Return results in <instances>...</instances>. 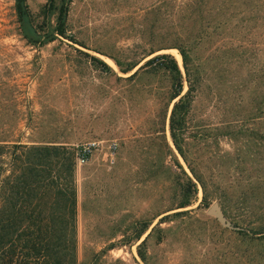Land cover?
<instances>
[{"label":"trees","instance_id":"trees-1","mask_svg":"<svg viewBox=\"0 0 264 264\" xmlns=\"http://www.w3.org/2000/svg\"><path fill=\"white\" fill-rule=\"evenodd\" d=\"M72 1L46 0L33 10L28 0H14L19 34L34 47L59 38L84 46L69 32ZM148 13L145 21L150 27L140 30L144 45L135 44L131 58L105 51L119 72L130 73L128 80L160 74L168 82L164 106L156 114L154 131L159 142L151 172L170 185L171 203L152 219L137 222L132 240L139 241L158 218L137 244L138 257L151 264L148 238L155 234L161 241L171 228L162 227L163 222L189 214V209H177L190 206L199 187L202 207L218 200L224 214L233 217L231 231L238 235V242L264 239V0H161ZM172 16L177 21L168 25ZM171 48L178 50L183 69L173 54L161 52ZM85 54L94 65L116 73L106 61ZM233 68H237L235 73ZM207 79L214 85L217 107L229 111L230 120L210 123L192 117ZM184 83L187 89L182 93ZM168 110L173 147L166 138ZM10 132L0 126V264H79L75 171L80 144L23 141ZM210 137L215 143L221 137L234 141L236 151L216 156L230 162L227 169L205 173L202 168L207 160L201 159V152ZM165 154L172 164L159 159ZM166 212L170 213L161 216ZM114 246L110 244L108 250Z\"/></svg>","mask_w":264,"mask_h":264},{"label":"rangeland","instance_id":"rangeland-1","mask_svg":"<svg viewBox=\"0 0 264 264\" xmlns=\"http://www.w3.org/2000/svg\"><path fill=\"white\" fill-rule=\"evenodd\" d=\"M45 1L28 0V3L37 10ZM160 1L73 0L68 15L69 32L84 46L59 38L34 47L19 34L14 0H0V126L23 141L42 139L67 145L99 142L86 162L77 163L75 171L79 264H144L136 246L158 218L139 241L132 240L137 222L152 219L158 210H165L171 203L170 185L151 172L159 142L154 131L156 114L166 100L167 79L160 74H142L128 80L130 73L119 72L105 55L106 51L131 58L135 44H142L140 30L150 27L145 21L150 15L147 12ZM176 21L172 16L167 24ZM83 52L106 61L116 73L94 65ZM161 52L173 54L181 66L177 49ZM232 70L235 73L237 68ZM205 84L206 91L198 94L194 104V120L210 123L230 120V112L217 107L214 85L208 79ZM186 89L184 83L182 93ZM235 107L236 104L232 106ZM169 112L166 138L173 147L168 129ZM195 131L193 127V134ZM114 143L116 148L110 149ZM208 144L201 152V159L207 160L202 170L210 173L227 169L230 162L216 156L225 151L235 153L236 143L222 137L215 143L210 137ZM177 157L191 174L182 158ZM159 159L165 165L172 164L167 154ZM201 199L199 187L192 204L177 209H189V214L163 222L162 227L171 228L161 241L156 240L155 234L148 238V261L151 264H264V239L242 238L238 242V235L231 231L235 228L233 217L224 214L218 200L205 208L200 205ZM213 204L222 211L225 223L209 212ZM110 244L115 246L108 250Z\"/></svg>","mask_w":264,"mask_h":264},{"label":"built area","instance_id":"built-area-1","mask_svg":"<svg viewBox=\"0 0 264 264\" xmlns=\"http://www.w3.org/2000/svg\"><path fill=\"white\" fill-rule=\"evenodd\" d=\"M99 142L93 141V142H87V143H82L80 145H77V151H76V156H77V163H84L87 161L88 157L91 154V150L98 145ZM115 149L116 144L114 143L112 146H110V149Z\"/></svg>","mask_w":264,"mask_h":264},{"label":"water","instance_id":"water-1","mask_svg":"<svg viewBox=\"0 0 264 264\" xmlns=\"http://www.w3.org/2000/svg\"><path fill=\"white\" fill-rule=\"evenodd\" d=\"M180 67L183 69L182 64ZM209 212L214 214L218 218V220H220L222 223H225L224 215L217 204H213L210 207Z\"/></svg>","mask_w":264,"mask_h":264},{"label":"bare ground","instance_id":"bare-ground-1","mask_svg":"<svg viewBox=\"0 0 264 264\" xmlns=\"http://www.w3.org/2000/svg\"><path fill=\"white\" fill-rule=\"evenodd\" d=\"M176 56H178V57H179V54H177Z\"/></svg>","mask_w":264,"mask_h":264}]
</instances>
